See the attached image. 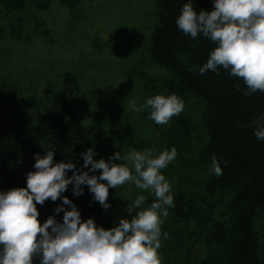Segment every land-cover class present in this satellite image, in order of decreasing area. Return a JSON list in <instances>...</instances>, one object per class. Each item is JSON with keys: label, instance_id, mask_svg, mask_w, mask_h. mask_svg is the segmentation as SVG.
Masks as SVG:
<instances>
[{"label": "rangeland", "instance_id": "374dc122", "mask_svg": "<svg viewBox=\"0 0 264 264\" xmlns=\"http://www.w3.org/2000/svg\"><path fill=\"white\" fill-rule=\"evenodd\" d=\"M157 1L22 0L0 4V89L18 101L35 125L48 115L63 122L67 113L85 127L98 125L100 138L91 147L95 159L107 160L116 151L123 156L133 148L175 146L176 159L162 171L174 198L183 194L186 199L177 205L183 209L181 216L174 207L169 208L162 224L168 238L162 240L159 254L162 264H194L207 254L204 237L213 224L209 218L225 221V203L232 193L203 190L210 174L198 161L205 137L199 107L184 101L180 115L187 118L174 116L167 125L148 119L150 109L136 113L129 107L131 100L143 104L160 92V80L166 77L165 69L152 62L148 53ZM150 83L155 84V92ZM65 88L67 111L59 101ZM179 120L191 131L185 142L168 131ZM67 159L84 170L76 157ZM113 190L129 203L141 194L132 182ZM143 194L146 203L154 199L148 192ZM252 227L262 250L264 207L256 208Z\"/></svg>", "mask_w": 264, "mask_h": 264}, {"label": "clouds", "instance_id": "9594fccd", "mask_svg": "<svg viewBox=\"0 0 264 264\" xmlns=\"http://www.w3.org/2000/svg\"><path fill=\"white\" fill-rule=\"evenodd\" d=\"M212 3L211 11H197L194 0H186L175 21L186 36L196 39L202 35L215 45L199 73L210 70L219 75L222 68L243 80V95L264 92V0ZM129 107L136 113L150 109L148 119L167 125L185 105L171 93L156 94L139 105L131 100ZM251 126L257 140H264V115L256 117ZM54 155V149L35 154V170L26 174V187L0 190V264H34V260L39 264H162L159 249L168 238L162 224L169 208L175 206L172 185L162 170L176 159L177 148H133L123 156L116 151L107 160L95 159L94 148H88L80 153L82 168L87 170L78 169L72 159L56 162ZM97 170L102 171L97 174ZM208 172L217 177L223 174L215 154ZM128 182L141 194L127 205L131 218H121L110 228L98 226L94 217L83 219L76 203L63 195L69 185L77 197L87 186L92 199L107 211L111 207L109 188ZM144 192L154 197L150 203ZM49 199L62 201L54 211L63 212V217L57 220L50 215L41 223L37 205Z\"/></svg>", "mask_w": 264, "mask_h": 264}, {"label": "trees", "instance_id": "16d2710c", "mask_svg": "<svg viewBox=\"0 0 264 264\" xmlns=\"http://www.w3.org/2000/svg\"><path fill=\"white\" fill-rule=\"evenodd\" d=\"M11 1L22 3V0H0V4ZM185 2L158 0L156 3V25L150 35L148 53L150 60L166 71V77L161 78V85L158 84L160 92L157 94L175 93L183 101L200 108L205 137L204 145L198 150V161L208 170L211 156L215 154L223 168L221 176H209L203 190L222 194L227 189L232 193L225 203V221L209 218L213 224L204 237L207 254L194 264H264V242L260 250L252 227L256 208L264 207V140H257L251 126L256 117L264 115V92L243 95V80L229 76L222 68L219 75L210 70L203 75L199 73V66L207 61L215 45L202 35L193 39L178 29L175 21ZM194 4L197 11H211L214 7L212 0H194ZM154 85L150 83L151 90ZM67 92L65 88L59 98L64 111L68 110ZM100 131L98 125L83 126L70 113L63 122L48 115L35 125L18 101L7 97L0 89V190L26 187V174L35 170L36 153L44 155L47 150L54 149L56 162L69 156L80 157V153L100 138ZM168 131L182 142L191 132L183 120L175 121ZM225 160L227 165L223 163ZM78 161L83 165L82 157ZM63 195L76 203L83 219L94 217L98 226L110 228L121 218H131L127 212L129 202L119 197L113 188H109L111 207L107 211L92 199L87 186L77 197L69 185ZM182 199H186V195L178 194L174 198L177 202L174 210L180 212V216L183 209L177 205ZM48 201L37 207L40 222L50 215L62 220L63 212L56 214L54 211L62 201ZM34 264H39L38 260H34Z\"/></svg>", "mask_w": 264, "mask_h": 264}]
</instances>
